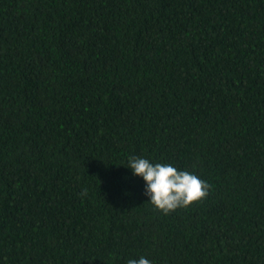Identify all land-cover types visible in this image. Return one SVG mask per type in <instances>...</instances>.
Segmentation results:
<instances>
[{"label": "trees", "instance_id": "obj_1", "mask_svg": "<svg viewBox=\"0 0 264 264\" xmlns=\"http://www.w3.org/2000/svg\"><path fill=\"white\" fill-rule=\"evenodd\" d=\"M130 155L208 195L162 213ZM139 255L264 264V0H0V264Z\"/></svg>", "mask_w": 264, "mask_h": 264}, {"label": "clouds", "instance_id": "obj_2", "mask_svg": "<svg viewBox=\"0 0 264 264\" xmlns=\"http://www.w3.org/2000/svg\"><path fill=\"white\" fill-rule=\"evenodd\" d=\"M133 177L143 181V194L150 204L164 214L187 208L208 195L209 184L194 172L172 164L153 163L143 156L130 155L127 167ZM82 195H87L83 192ZM125 264H153L145 255L129 257Z\"/></svg>", "mask_w": 264, "mask_h": 264}]
</instances>
